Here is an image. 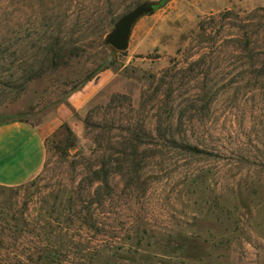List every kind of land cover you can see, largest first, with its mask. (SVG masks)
<instances>
[{
	"label": "rangeland",
	"instance_id": "rangeland-1",
	"mask_svg": "<svg viewBox=\"0 0 264 264\" xmlns=\"http://www.w3.org/2000/svg\"><path fill=\"white\" fill-rule=\"evenodd\" d=\"M159 1L0 0V121L64 106L82 123L0 185V264H264V0H166L126 50L105 43ZM103 75L135 88L77 111ZM126 146L137 170L99 178Z\"/></svg>",
	"mask_w": 264,
	"mask_h": 264
},
{
	"label": "crops",
	"instance_id": "crops-1",
	"mask_svg": "<svg viewBox=\"0 0 264 264\" xmlns=\"http://www.w3.org/2000/svg\"><path fill=\"white\" fill-rule=\"evenodd\" d=\"M108 76L103 75V80L87 84L74 93L70 104L77 111L88 110L107 101L111 89L135 88L134 83L128 79L117 77L115 80H119L120 84H116L120 86H114L107 80ZM74 119L72 111L62 106L47 114L39 123L24 119L0 122V185L16 187L39 174L45 167L48 139L61 125L67 122L82 128L81 120Z\"/></svg>",
	"mask_w": 264,
	"mask_h": 264
},
{
	"label": "water",
	"instance_id": "water-1",
	"mask_svg": "<svg viewBox=\"0 0 264 264\" xmlns=\"http://www.w3.org/2000/svg\"><path fill=\"white\" fill-rule=\"evenodd\" d=\"M156 9V3L153 2H145L137 5L117 20L114 28L106 35L105 43L111 45L118 51L126 50L129 47L135 22L140 17L153 13Z\"/></svg>",
	"mask_w": 264,
	"mask_h": 264
},
{
	"label": "trees",
	"instance_id": "trees-1",
	"mask_svg": "<svg viewBox=\"0 0 264 264\" xmlns=\"http://www.w3.org/2000/svg\"><path fill=\"white\" fill-rule=\"evenodd\" d=\"M165 3H166V0H160L156 4V8L164 5ZM119 96H121L120 93H115V94L112 95L111 100L107 104L95 106L87 114L86 119H85V123L87 125L97 126L98 124H93V123H91L89 121V117H90V114H92V111H95V110L99 109L100 107H104V106L111 107L115 103V101L119 98ZM12 120H15V119H12ZM0 122H4V121H0ZM106 126H108V125H106ZM99 127H101V125H99ZM185 146H186L187 149H192L193 148L192 147V144H190V143H187ZM126 147H127V149L124 148V149H122L119 152L117 151L118 153H116V151H114V152L111 153V156H123V157H119V158H116L115 159L117 161V162L114 161L115 162V165H109V162H106V161L103 162V164L101 166V167H103V170L100 169V170L97 171V174L99 175V178H101L103 180L105 178V180H106L108 178L109 174L112 172V170H114L116 172H124V170H125V172H126V169H128L127 170L128 174L130 172H133V171H136L137 170V167H134L135 165H133V163L134 162H137V160H138L137 157H136L137 156L136 155V153H137V150L136 149L138 147L135 146L133 152H130L128 150V146H126ZM101 173H103L104 175H101Z\"/></svg>",
	"mask_w": 264,
	"mask_h": 264
}]
</instances>
